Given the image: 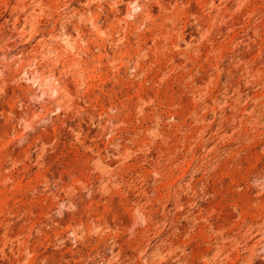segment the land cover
I'll return each instance as SVG.
<instances>
[{"label":"rangeland","instance_id":"rangeland-1","mask_svg":"<svg viewBox=\"0 0 264 264\" xmlns=\"http://www.w3.org/2000/svg\"><path fill=\"white\" fill-rule=\"evenodd\" d=\"M0 264H264V0H0Z\"/></svg>","mask_w":264,"mask_h":264},{"label":"bare ground","instance_id":"bare-ground-1","mask_svg":"<svg viewBox=\"0 0 264 264\" xmlns=\"http://www.w3.org/2000/svg\"><path fill=\"white\" fill-rule=\"evenodd\" d=\"M119 258V257H118Z\"/></svg>","mask_w":264,"mask_h":264}]
</instances>
